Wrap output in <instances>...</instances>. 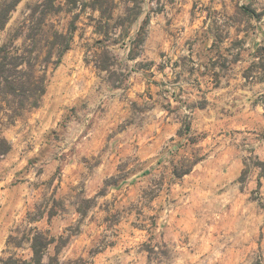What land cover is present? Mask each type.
Listing matches in <instances>:
<instances>
[{
	"label": "clouds",
	"instance_id": "9594fccd",
	"mask_svg": "<svg viewBox=\"0 0 264 264\" xmlns=\"http://www.w3.org/2000/svg\"><path fill=\"white\" fill-rule=\"evenodd\" d=\"M45 2L20 0L11 18L0 21V48L9 58L21 59L17 71L24 74L22 82L28 89L23 106L20 98H0V139L12 145L11 153L0 155V225L5 235L26 238L22 256L11 245L0 243V264L9 257L18 264H92L89 247L107 246L120 239L121 231L124 237L117 251L129 248L121 264H208L211 253L200 250L199 240L185 230L183 220L169 214L165 204L173 193L182 199L195 190L192 177L187 182L182 177L198 161L193 175L204 176L207 168L213 174L207 182L201 181L206 193L203 208L190 205L198 218L195 230L204 232L211 213L226 203L218 199L220 189L231 193L232 199L251 198L240 217L246 231L238 233L236 243L249 257L245 264H264V245L252 243L264 232V83L243 87L245 70L262 59L252 54L258 46L264 48V0H53L61 11L45 15L40 31L33 34ZM194 3L192 16L189 10ZM37 5L40 8L33 15ZM104 7L111 8L110 16L102 14ZM77 13L79 35L73 40L70 22ZM146 18L151 23L145 27ZM217 31L222 40L217 39ZM237 39L247 41L243 48L233 47ZM97 40L104 44L97 45ZM113 40L118 43L112 44ZM69 43L74 51L71 63L65 60L58 74L64 86L50 90L46 106L31 116L43 84L52 79L48 65L61 62ZM238 53L242 58L233 63ZM81 59L87 61V71ZM222 63L228 64L226 70L219 66ZM193 66L196 77L188 71ZM260 74L259 69L253 73ZM178 76L179 82L172 83ZM49 111L52 120L41 128ZM77 120L71 134L51 146L55 159L46 155L35 165L27 164L46 148L39 131L56 128L62 133L65 125L71 128ZM101 124L111 135L104 150L98 146L88 154L90 171L78 167L74 176L65 177L66 187L54 191L57 184L51 181L65 163L62 158L74 155L79 161L82 153L76 147L92 143L95 136L89 129ZM205 135L210 139L205 141ZM101 159L104 162L97 167ZM39 169H44L43 174L38 175ZM21 170L23 174L17 176ZM242 174L245 183L238 179ZM105 181L119 182L132 192L115 208L119 191L110 192L85 219L77 210L105 188ZM105 205L110 211L97 213ZM112 212L126 221L123 228L105 224L104 216ZM252 212L254 219L249 216ZM133 222L141 229L134 235L128 228ZM81 223L95 225L90 231L86 228L89 239L82 242L74 235ZM222 235H217L213 248L222 249L232 239L221 242ZM69 241L70 246H65Z\"/></svg>",
	"mask_w": 264,
	"mask_h": 264
},
{
	"label": "rangeland",
	"instance_id": "374dc122",
	"mask_svg": "<svg viewBox=\"0 0 264 264\" xmlns=\"http://www.w3.org/2000/svg\"><path fill=\"white\" fill-rule=\"evenodd\" d=\"M0 1H2V0H0ZM19 2H18V4H19ZM17 5L11 11L9 19L11 18V14L16 10ZM72 7L73 8L76 7L75 3L72 4ZM85 7H87V6H85ZM196 7L197 6L194 3L192 5V9L189 10L190 15L195 16ZM159 10L160 9H158L157 11H159ZM60 11H61V9L57 8V11L55 13H52V14H59ZM203 11L207 12L208 9L205 8V9H203ZM79 19H80V13H77L72 18V21L70 22V26H71V24H73L75 26L74 27L75 29H74L73 35H72L73 40L76 39L79 35L76 32V28H77V25L79 23ZM88 19L91 20V17H89ZM145 20L146 21L144 22L145 23L144 26L146 27L148 24L151 23V20L147 19V18ZM191 22L195 23L194 20H192ZM107 39H108V37L105 36V40H107ZM217 39L222 40V36L218 31H217ZM95 43L97 45H101V44H104V40H97ZM116 43H118V41H115V40L112 41V44H116ZM243 43H247V41H244ZM243 43L239 39H237V40L233 41V47L243 48ZM73 54H74V51H73V48L70 44V48L67 49L64 52L63 56L61 57L60 63H58L55 67H53L52 64L48 65V71L51 73L52 79L48 80V82L46 83V91L41 98L40 105L37 108H34L35 111H33L31 113V116H36V114L41 112V109H43L46 106V104H47L46 97L48 96V93L50 90H58L64 86L63 83L61 82L63 80V77L58 76V74L60 73L61 66L65 60H67L69 63H71ZM159 55L163 56L164 54L159 53ZM252 55H260L262 57L261 63L259 65L252 64L251 66H249L248 69L245 70V72L243 73L244 78H245V85L243 87L251 88V87H255V85L258 83H264V48L258 46L257 52L253 53ZM241 58H242L241 54L238 53L236 55V57L233 59V63L239 62ZM81 63L84 65L85 71H87V67H88L87 61L81 59ZM216 66L217 65L215 64V62H213V67H216ZM219 66L225 70L228 68L227 63H222ZM257 69L260 70L261 74L258 76H254L253 73L256 72ZM188 71L192 77L197 76V70L194 66L189 68ZM200 75L202 76L203 73H200ZM216 78L219 79L218 74H217ZM178 82H179V76L172 83H178ZM195 82L197 85H200V79L199 78H197ZM153 83L155 84V81ZM113 87H115V85H113ZM213 87L218 88L219 85L215 84V85H213ZM202 90L203 89L201 88V91ZM149 99H151V95H149ZM259 99L260 98H258V100ZM254 103L256 104V107L258 108L259 107L258 103L257 102H254ZM200 107H201V109H203L205 107V105L201 104ZM72 111H75V109H72ZM62 114H63V110H61V115ZM46 115H47L48 119L41 121V128H43L44 125L48 124L52 120L53 112L49 111L46 113ZM226 119H232V117H226ZM78 124H79V121L77 120L75 122V124H73L71 126V128H69V126L65 125L62 133L58 132L56 128H50L46 132L45 131H39L38 135L44 141L46 148L41 151L40 157L30 158L27 161V164L29 166L35 165L40 161L41 157L46 156V155H51L52 159H55L56 158L55 152L53 151L51 146L53 144H56L58 146V143L61 141L62 136L71 134V131L74 130L76 125H78ZM89 130L93 131V134L95 136V140L92 141V143L82 142V143L78 144V146L76 147V151H79L82 153V155L79 158V161L74 159V155L73 156L65 155L62 158L65 161V163L63 164L62 168L59 166L57 167L56 174H54L53 179L51 181V183L57 184V189H55L54 191H58L60 188L66 187L65 177L66 176H70V177L74 176L76 169L78 167L83 166L85 172L90 171L87 164H88V160H89L88 154L92 152V149H94L98 146L100 147L101 150H104V148H106L104 141L108 138V136L111 135V133L106 132V128L102 124L100 126H96L95 128H90ZM128 131H130V129ZM236 131H239V129H236ZM79 139L80 138L78 137V140ZM203 139L205 141H207L210 139V137L205 135ZM10 146H11L10 150L7 153H5L4 156H7L9 153L12 152V145L10 144ZM137 146H139V145L137 144ZM72 151H73L72 149H69V152H72ZM109 158L111 159V157H109ZM103 162H104L103 159H101L99 164H97V167H99L100 164H103ZM117 167H119V166H117ZM197 167H199V161L193 167L192 171L184 174V176L182 177L186 182L189 180V177H192L191 184H192V186H194L195 190L184 193L182 199L177 197L176 194L173 193V198H171L170 200H165V204L169 205V214L170 215L174 214L175 219L177 221L183 220L185 230L188 231L191 236H195L199 240L200 250L207 249L208 252L211 253V255L208 256V264H245V261L247 259H249V257L247 255H243V249L236 243V241L240 239V235H238V233L243 234V232L246 231V228L241 227V224H240L241 213L246 212L247 211V207H246L247 204H251L253 201L251 198H248V199H232L231 193L224 192L223 189H220L218 194H217L218 199L220 201L226 202V203L222 204V207L220 208V210H217V211H214L211 213V220L205 221L206 230L204 232L196 231L195 229H196V227H198V218L195 215V212L192 210V207H190V205L198 207V208H203L201 201L204 199L206 193L203 190H201L203 187L201 185V181L203 180V181L207 182L208 178L211 177L213 174V169L207 168L205 170L204 176L193 175V172H195V169ZM43 171H44V169H39L38 175L43 174ZM22 174H23V170L16 173L17 176H20ZM147 174H148L147 172H144V175H147ZM57 177H58V181H57ZM126 179H127V177L121 178L122 181H126ZM238 179L240 180L241 183L247 182L246 175L244 176V179H241L240 177ZM13 186L15 187V185H13ZM174 187L179 188V185H176ZM86 190H87V187L82 188L81 191L84 192ZM114 190H118L119 195H117L115 197V202L112 204V208H115L116 203H118L120 200L126 198L127 195L132 192L131 188L125 190L122 187V184L119 182H113V183L106 185L105 188H102L100 191H98L96 193V196L92 199L91 202H87V203L83 204L84 206H86V211L83 214L84 218L87 219L88 218L87 213L89 211H91L93 207H95L97 204H99V201L102 198H104L105 196H108L109 193L114 191ZM2 191H3V189H0V192H2ZM146 191L147 190H145V192ZM100 192H103V194H100ZM142 194H144V193H142ZM239 195H240V197L245 196L243 189L239 190ZM161 210L163 211V209H161ZM96 211H97V213H106V212L110 211V208L107 205H105L102 207H98L96 209ZM25 215H27V213H25ZM249 216L254 219V218H256V213L255 212L249 213ZM30 222H34V221H30ZM46 222H48V221H46ZM104 222H105V224H110L111 227H119V228H123V226L126 223V221H124L122 217L118 216L116 214V212H112L111 215L104 216ZM92 226H95V225L93 224L90 226H86L83 223H81L80 226L77 227L78 231H76V233H74V235L77 237V240L82 242L85 239H89L87 236L86 228L88 231H90ZM99 227H103V225H100ZM128 228H132L134 230L132 233L133 235H134L135 231L141 230V229L135 228L134 222L132 224H128ZM125 231H126V229H125ZM221 233H223V235L221 236V242L227 237H231L232 239L228 240V242L225 244V246L222 249L213 248V241H215L217 235L221 234ZM9 234H11V232H9L7 235H5V230L3 228V225H0V243L7 246L6 240L9 236ZM119 237H120V239L114 240L113 242H111L107 246L89 247L88 254L93 257L92 264H108L109 261L111 262V264H121V258H122V256L124 258L127 257V255L129 254V248H124L123 253H120L117 251V249L120 247V240H122L124 237V231H121L119 233ZM89 243L91 244L90 240H89ZM252 243L256 244L257 246L264 245V232H260L259 233V239L257 241H253ZM70 244H71V242L69 241L66 243L65 246H70ZM13 248H15V247H13ZM15 249L17 250V252H19L21 254V256L26 251L23 244L21 247L15 248ZM109 253H111V255H109ZM241 257H243V258H241ZM255 264H259V261H256Z\"/></svg>",
	"mask_w": 264,
	"mask_h": 264
},
{
	"label": "trees",
	"instance_id": "16d2710c",
	"mask_svg": "<svg viewBox=\"0 0 264 264\" xmlns=\"http://www.w3.org/2000/svg\"><path fill=\"white\" fill-rule=\"evenodd\" d=\"M19 1L20 0L0 1V21H4L5 23L7 22L11 11L15 8V6L18 4ZM97 2H99V0H97ZM39 8L40 6L37 5L36 8L33 9V15H35L36 10H38ZM56 11H57V7L54 6L53 0H46L45 4L43 5V12L41 13L42 18L39 22H37L36 26L33 28V34L38 33L40 31V25L43 23V17L47 14L55 13ZM110 12H111L110 7H104L102 14L110 16ZM70 27L73 32L75 26L71 24ZM97 30H100L99 26ZM105 36H107V33H105ZM69 48H70V43L66 45V50ZM21 62L22 61L20 58H9L7 50L5 48H0V98H6L9 95H11L14 99L20 98L21 106H23L22 102L23 99L26 98L28 89L26 88L25 84L22 82V77L24 74L17 71V68ZM46 80H47V74H46ZM45 91H46V83L43 84V92L41 93L40 100L33 105L34 108H37L40 105L41 98L44 95ZM10 147L11 146L7 141V139H0V155H4L5 153H7L10 150ZM244 176L245 174H242L240 178L244 179ZM104 183L105 185H108L113 182L105 181ZM100 194H103V192H100ZM91 201L92 199L86 201L85 203ZM78 211H82V213L84 214L86 211V206L82 205V208L78 209ZM51 217L52 214H50L49 219ZM76 231H78L77 228L74 230V233H76ZM25 239H26L25 237L17 238L16 236L9 234L6 240V244L11 245V247L19 248L22 246ZM35 247L36 245L34 244L33 248L35 249ZM5 264H18V262L17 260H14L12 257H9L8 260L5 262ZM20 264H27V262L20 261Z\"/></svg>",
	"mask_w": 264,
	"mask_h": 264
}]
</instances>
